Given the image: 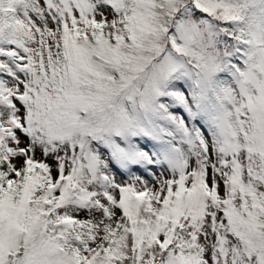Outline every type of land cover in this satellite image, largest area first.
<instances>
[{
	"label": "snow or ice",
	"instance_id": "obj_1",
	"mask_svg": "<svg viewBox=\"0 0 264 264\" xmlns=\"http://www.w3.org/2000/svg\"><path fill=\"white\" fill-rule=\"evenodd\" d=\"M0 264H264V0H0Z\"/></svg>",
	"mask_w": 264,
	"mask_h": 264
}]
</instances>
